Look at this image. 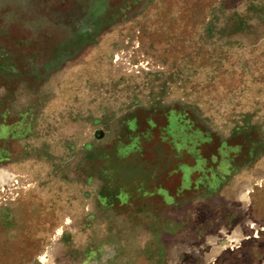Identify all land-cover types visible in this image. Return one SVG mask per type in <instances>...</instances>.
Returning <instances> with one entry per match:
<instances>
[{
	"label": "rangeland",
	"instance_id": "rangeland-1",
	"mask_svg": "<svg viewBox=\"0 0 264 264\" xmlns=\"http://www.w3.org/2000/svg\"><path fill=\"white\" fill-rule=\"evenodd\" d=\"M0 264H264V0H0Z\"/></svg>",
	"mask_w": 264,
	"mask_h": 264
}]
</instances>
